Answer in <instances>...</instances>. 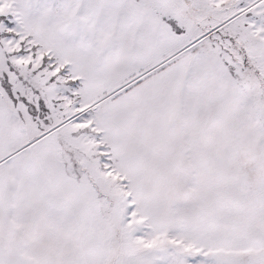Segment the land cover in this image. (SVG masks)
Instances as JSON below:
<instances>
[{
  "label": "snow or ice",
  "instance_id": "snow-or-ice-1",
  "mask_svg": "<svg viewBox=\"0 0 264 264\" xmlns=\"http://www.w3.org/2000/svg\"><path fill=\"white\" fill-rule=\"evenodd\" d=\"M0 264H264V0H0Z\"/></svg>",
  "mask_w": 264,
  "mask_h": 264
}]
</instances>
